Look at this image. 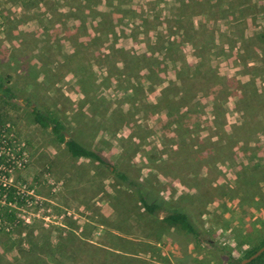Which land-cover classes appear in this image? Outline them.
<instances>
[{"label":"rangeland","instance_id":"obj_1","mask_svg":"<svg viewBox=\"0 0 264 264\" xmlns=\"http://www.w3.org/2000/svg\"><path fill=\"white\" fill-rule=\"evenodd\" d=\"M0 76V180L23 196L0 197V264H227L264 240V0H0ZM25 99L193 211L200 239Z\"/></svg>","mask_w":264,"mask_h":264},{"label":"trees","instance_id":"obj_2","mask_svg":"<svg viewBox=\"0 0 264 264\" xmlns=\"http://www.w3.org/2000/svg\"><path fill=\"white\" fill-rule=\"evenodd\" d=\"M8 78L9 77L0 76V100L7 101L13 99L12 90L7 82ZM24 104L29 109L33 121L41 128L49 129L53 140L58 144H63L72 158L87 159L107 168L111 174L114 175V177L122 178L127 184L133 186L136 194L138 195L142 208L148 215L156 217L159 213H164V221L171 225L180 227L185 232L192 234L197 240L200 239L197 220L195 219V214L193 211L187 207L172 205V203L165 201L163 198H155L154 200L150 195L147 196L145 194V185V188H142L136 180L131 179L129 174L124 175L125 173L120 170L115 163L111 162L102 151L82 144L78 139L71 135L69 129L63 123L60 117L51 113L47 109L40 107L31 99H25ZM3 146L5 145L2 144V147ZM3 159L4 157L0 156V166L4 164ZM6 166L9 167L8 164H6ZM2 196L6 197V202L8 203L21 202L20 198L16 195V190L14 187H3L2 183H0V197ZM14 212L15 211L13 210H5L2 212L0 217L4 221L10 222L15 218ZM262 247H264V240H262L256 247L246 251L242 259L230 257L227 261V264H239L243 259L249 258ZM248 264H264V252H262L257 258L253 259Z\"/></svg>","mask_w":264,"mask_h":264},{"label":"water","instance_id":"obj_3","mask_svg":"<svg viewBox=\"0 0 264 264\" xmlns=\"http://www.w3.org/2000/svg\"><path fill=\"white\" fill-rule=\"evenodd\" d=\"M262 252H264V247L260 248L256 253L251 255L249 258L243 259L240 264H248L250 263L253 259L257 258Z\"/></svg>","mask_w":264,"mask_h":264},{"label":"built area","instance_id":"obj_4","mask_svg":"<svg viewBox=\"0 0 264 264\" xmlns=\"http://www.w3.org/2000/svg\"><path fill=\"white\" fill-rule=\"evenodd\" d=\"M0 168H3V167H0ZM8 168H9V167H8ZM8 171L10 172L9 169H8ZM0 183H2V186H3V187L11 186L10 183H8L7 181H1V180H0ZM23 194H24V193H23ZM16 195H17V196L20 198V200L22 201L23 196H21L20 193H18V192H16ZM2 198H3V200H2L3 203L6 202V197H5V196H2ZM12 203L15 204V202H12ZM9 204H10V203H9Z\"/></svg>","mask_w":264,"mask_h":264},{"label":"flooded vegetation","instance_id":"obj_5","mask_svg":"<svg viewBox=\"0 0 264 264\" xmlns=\"http://www.w3.org/2000/svg\"><path fill=\"white\" fill-rule=\"evenodd\" d=\"M240 264V263H239Z\"/></svg>","mask_w":264,"mask_h":264}]
</instances>
